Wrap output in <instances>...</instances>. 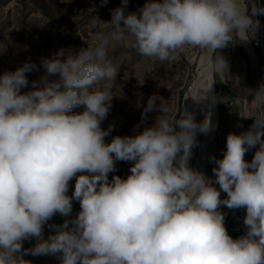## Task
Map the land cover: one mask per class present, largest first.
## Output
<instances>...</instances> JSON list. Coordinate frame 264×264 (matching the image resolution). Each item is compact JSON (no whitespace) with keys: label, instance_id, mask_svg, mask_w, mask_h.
Segmentation results:
<instances>
[{"label":"clouds","instance_id":"1","mask_svg":"<svg viewBox=\"0 0 264 264\" xmlns=\"http://www.w3.org/2000/svg\"><path fill=\"white\" fill-rule=\"evenodd\" d=\"M127 9L128 0H121L110 21L96 18L108 30L94 21L92 43L78 54L43 58L44 74L28 91L22 89L29 87L27 74L39 70L36 63L0 74V264H31L26 254L54 255L60 264H264V110L240 115L253 123L227 135L222 159L210 157L213 177L189 166L197 134L214 130L210 111L200 122L185 108L173 115L153 94L137 105L142 124L148 113H159L152 126L137 131V125L135 135L107 143L114 126L101 128L120 71L110 50L127 45L141 57L171 63L191 46L204 55L203 73L229 76L217 50L254 38L260 27L254 17L264 15V6L146 0ZM213 84L202 79L195 97L191 89L187 97L214 105ZM244 93L264 109V83ZM117 161L131 162L130 174L109 180ZM74 199L80 211L71 216ZM222 205L246 210V234L229 235ZM56 214L71 218L51 226L54 233L44 239ZM32 238L36 244L24 249Z\"/></svg>","mask_w":264,"mask_h":264},{"label":"rangeland","instance_id":"2","mask_svg":"<svg viewBox=\"0 0 264 264\" xmlns=\"http://www.w3.org/2000/svg\"><path fill=\"white\" fill-rule=\"evenodd\" d=\"M145 2L146 0H128L127 10L136 11ZM256 2L264 6V0ZM120 6L121 0H108L104 6L101 5V0H0V74L15 71L26 61L36 63L39 70L27 74L29 87L22 89L28 91L31 82L44 74L41 66L43 58H50L59 52L63 55L78 54L87 44L92 43V23L95 21L101 28L108 30V26L100 21H110L111 11ZM262 16L254 17L260 21V27L254 38L245 41L247 49L237 40L228 47L217 50L229 64V76L210 73L211 82L215 79L218 81V87L214 84L212 86V94L218 98L212 110L214 130L207 134H197V143L192 149L191 157L192 164L195 165L197 160L200 172L207 177L214 176L212 169L216 166L210 161V157L223 158L227 135L247 131L252 125L251 118L242 116H253L257 111L264 110L258 108L252 97L244 93L245 89H256L264 83ZM200 54L199 49L189 46L181 53L178 62L160 63L139 56L127 45L110 50L109 57L115 64L120 65V71L116 78V87L113 88L115 96L111 101L110 111L101 122L102 129H107L110 124L114 126L111 135L105 137V142H110L113 136L135 135L134 128L137 125H141L137 131H142L144 126H152L159 113H148V120L143 124L141 113L142 106L147 104L148 98L153 94L162 97L172 109L173 115L178 116L182 111L183 95L195 74ZM138 104L142 106L138 107ZM73 111L82 112L83 106ZM207 112L209 109L206 104L203 101L197 102L196 121H202ZM255 150L245 154L248 162L253 159ZM131 166V162L117 161V171L109 173V180L114 175L126 178L130 174ZM74 186L75 179L70 181L69 196L72 195ZM216 187L219 188L218 185ZM221 198H226L223 191ZM72 203L71 216H75L80 211V205L75 199ZM221 211L225 214V227L232 231L238 229L246 215L245 209L232 210L223 205ZM54 231L47 222L43 230L44 239ZM35 244V238L25 240L23 248L29 249ZM24 259L31 264H60L59 258L54 255L26 254Z\"/></svg>","mask_w":264,"mask_h":264},{"label":"bare ground","instance_id":"3","mask_svg":"<svg viewBox=\"0 0 264 264\" xmlns=\"http://www.w3.org/2000/svg\"><path fill=\"white\" fill-rule=\"evenodd\" d=\"M242 43H243L242 46H244V48L247 49L246 42H242ZM203 60H204V55H203V53H201L200 57L198 59V62H197V67H196L195 74L193 75V78H192L190 84L188 85L187 90L185 91V93L183 95V100H182V109L183 108L187 109L188 111L192 112L194 114V116H195V107H196L197 102L192 97H187V95L189 93V90L191 89L192 95L195 97V95L197 93V90L201 87L202 79H205V80H207V82L212 83L211 82L210 73L205 74V73L202 72ZM203 102H204V104H206V106L208 107L209 111L212 113L214 105L210 106L208 101H203ZM211 121H212V116H211ZM189 163H190L189 166L192 169L200 172V170H199V166L200 165H199L197 160H196V164L195 165L192 164V160L191 159H190Z\"/></svg>","mask_w":264,"mask_h":264},{"label":"trees","instance_id":"4","mask_svg":"<svg viewBox=\"0 0 264 264\" xmlns=\"http://www.w3.org/2000/svg\"><path fill=\"white\" fill-rule=\"evenodd\" d=\"M261 19H262L263 25H264V15L261 17ZM263 40H264V29H263ZM261 50H262V55L264 56V44L261 45ZM263 75H264V67H263ZM214 85H215V87H218L217 79L214 80ZM245 229L246 228L243 224V219H242L241 223H239L238 229L236 231H232L230 229H227V230H228L229 235H231L232 237H236V236H239Z\"/></svg>","mask_w":264,"mask_h":264},{"label":"water","instance_id":"5","mask_svg":"<svg viewBox=\"0 0 264 264\" xmlns=\"http://www.w3.org/2000/svg\"><path fill=\"white\" fill-rule=\"evenodd\" d=\"M64 217L61 216L60 214H56L52 217L51 220L48 221L50 226H54V225H61L64 223Z\"/></svg>","mask_w":264,"mask_h":264},{"label":"built area","instance_id":"6","mask_svg":"<svg viewBox=\"0 0 264 264\" xmlns=\"http://www.w3.org/2000/svg\"><path fill=\"white\" fill-rule=\"evenodd\" d=\"M242 234H246V229L241 233V235H242Z\"/></svg>","mask_w":264,"mask_h":264}]
</instances>
